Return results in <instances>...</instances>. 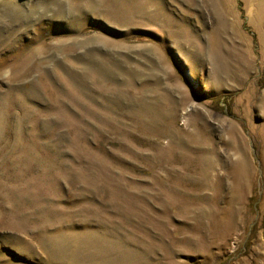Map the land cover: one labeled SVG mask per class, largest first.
<instances>
[{
	"label": "rangeland",
	"instance_id": "374dc122",
	"mask_svg": "<svg viewBox=\"0 0 264 264\" xmlns=\"http://www.w3.org/2000/svg\"><path fill=\"white\" fill-rule=\"evenodd\" d=\"M0 264H264V0H0Z\"/></svg>",
	"mask_w": 264,
	"mask_h": 264
}]
</instances>
